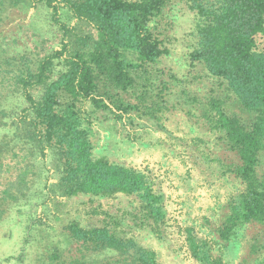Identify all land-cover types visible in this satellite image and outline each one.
Listing matches in <instances>:
<instances>
[{
	"label": "trees",
	"instance_id": "1",
	"mask_svg": "<svg viewBox=\"0 0 264 264\" xmlns=\"http://www.w3.org/2000/svg\"><path fill=\"white\" fill-rule=\"evenodd\" d=\"M0 83V242L264 264V0H0ZM106 125L127 162L96 151Z\"/></svg>",
	"mask_w": 264,
	"mask_h": 264
},
{
	"label": "rangeland",
	"instance_id": "2",
	"mask_svg": "<svg viewBox=\"0 0 264 264\" xmlns=\"http://www.w3.org/2000/svg\"><path fill=\"white\" fill-rule=\"evenodd\" d=\"M190 19V16L187 15L183 17L179 23V28H178V35L181 36L184 32H187L191 29V22L188 20ZM7 88H4V84L0 83V96L6 91ZM111 125V124H110ZM109 125L101 127H97L95 129V134L91 138L94 147L96 148V151L99 153H106L111 158H123L126 162L128 160V156H126V152L120 147V145L117 143V140L120 139L121 135L123 136L125 133H110V131H114L118 128V125L115 124L114 126H111L114 130H110V128H107ZM148 126V125H147ZM150 127V126H149ZM109 132V133H108ZM112 134L114 135V138H112ZM116 137V139H115ZM104 148L106 150H104ZM19 157L22 156V153H18ZM20 161V159H17ZM8 160L4 162L5 165L8 166ZM10 166H14V162H9ZM17 167H22V164H18ZM6 168V167H5ZM3 169L4 172L0 174V192L4 189L5 184L8 182V179L13 176L14 173H10L9 171L7 172V169ZM4 233V232H3ZM1 235V234H0ZM12 235V237H11ZM17 234L13 233L10 234V237L4 242H0V261L4 260L8 255H13L16 257L20 262H10L8 264H35L34 259H35V254H36V249L31 248L27 252L20 254L19 249L16 246L17 243ZM11 238V239H10ZM22 261V262H21ZM17 262V263H16Z\"/></svg>",
	"mask_w": 264,
	"mask_h": 264
}]
</instances>
